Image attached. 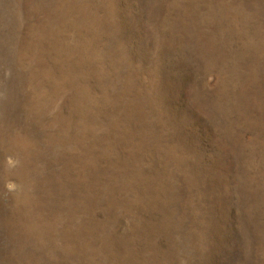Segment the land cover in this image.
Instances as JSON below:
<instances>
[{
  "label": "rangeland",
  "instance_id": "obj_1",
  "mask_svg": "<svg viewBox=\"0 0 264 264\" xmlns=\"http://www.w3.org/2000/svg\"><path fill=\"white\" fill-rule=\"evenodd\" d=\"M0 264H264V0H0Z\"/></svg>",
  "mask_w": 264,
  "mask_h": 264
}]
</instances>
